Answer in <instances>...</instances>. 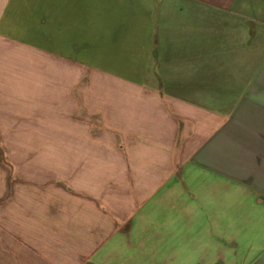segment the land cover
I'll list each match as a JSON object with an SVG mask.
<instances>
[{
  "label": "crops",
  "instance_id": "obj_1",
  "mask_svg": "<svg viewBox=\"0 0 264 264\" xmlns=\"http://www.w3.org/2000/svg\"><path fill=\"white\" fill-rule=\"evenodd\" d=\"M0 264H264V0H0Z\"/></svg>",
  "mask_w": 264,
  "mask_h": 264
}]
</instances>
